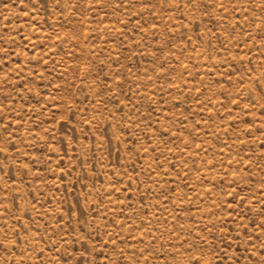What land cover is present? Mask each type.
<instances>
[{
	"label": "rangeland",
	"instance_id": "1",
	"mask_svg": "<svg viewBox=\"0 0 264 264\" xmlns=\"http://www.w3.org/2000/svg\"><path fill=\"white\" fill-rule=\"evenodd\" d=\"M0 264H264V0H0Z\"/></svg>",
	"mask_w": 264,
	"mask_h": 264
}]
</instances>
